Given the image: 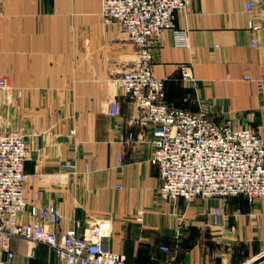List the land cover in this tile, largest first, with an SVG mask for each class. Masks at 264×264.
<instances>
[{"label": "crops", "instance_id": "obj_1", "mask_svg": "<svg viewBox=\"0 0 264 264\" xmlns=\"http://www.w3.org/2000/svg\"><path fill=\"white\" fill-rule=\"evenodd\" d=\"M3 10L0 77L12 89H0V133L27 140L25 171L37 175L28 202L58 207L61 231L109 221L105 246L129 264H247L264 254V198L160 197L153 128L136 122L139 109L119 85L137 48L104 20L101 0H3ZM175 27L188 31L186 46L171 28L151 41L164 102L254 128L264 141V0H193ZM186 65L193 85L182 79ZM114 101L117 115L109 114ZM20 218L34 221L28 211ZM11 251L0 247V264H60L48 245L22 238Z\"/></svg>", "mask_w": 264, "mask_h": 264}, {"label": "built area", "instance_id": "obj_2", "mask_svg": "<svg viewBox=\"0 0 264 264\" xmlns=\"http://www.w3.org/2000/svg\"><path fill=\"white\" fill-rule=\"evenodd\" d=\"M192 1L101 0L104 20L119 25L137 48V64L123 74L119 85L139 109L136 122L153 128L150 161L160 170L162 199L182 198L190 203L236 195L249 201L264 198V141L256 129L237 128L230 121L217 124L202 110L178 109L163 101L165 80L154 75L151 41L171 28L176 45L186 46L188 31L177 30L175 20L176 13L187 10ZM3 15L0 0V18ZM182 79L189 85L196 83L190 66H183ZM0 89H12L9 78L0 77ZM109 114H118L117 101L111 103ZM29 153L21 132L0 133V247L9 257L14 256L12 239L22 238L32 245H48L60 264H129L105 246L111 233L109 221L88 223L82 232L77 227L61 231L64 216L58 207L28 202L26 188L37 180L36 174L25 171ZM62 166L76 170L73 163ZM24 211L34 221H21ZM213 220L220 221L218 207L213 209Z\"/></svg>", "mask_w": 264, "mask_h": 264}, {"label": "water", "instance_id": "obj_3", "mask_svg": "<svg viewBox=\"0 0 264 264\" xmlns=\"http://www.w3.org/2000/svg\"><path fill=\"white\" fill-rule=\"evenodd\" d=\"M262 263H264V254L247 264H262Z\"/></svg>", "mask_w": 264, "mask_h": 264}, {"label": "rangeland", "instance_id": "obj_4", "mask_svg": "<svg viewBox=\"0 0 264 264\" xmlns=\"http://www.w3.org/2000/svg\"><path fill=\"white\" fill-rule=\"evenodd\" d=\"M164 101V100H163Z\"/></svg>", "mask_w": 264, "mask_h": 264}]
</instances>
